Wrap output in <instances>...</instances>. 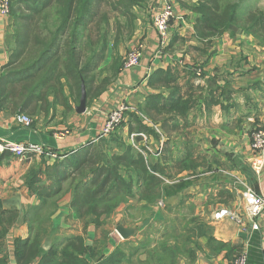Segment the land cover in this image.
Returning <instances> with one entry per match:
<instances>
[{"label": "trees", "instance_id": "trees-1", "mask_svg": "<svg viewBox=\"0 0 264 264\" xmlns=\"http://www.w3.org/2000/svg\"><path fill=\"white\" fill-rule=\"evenodd\" d=\"M243 1L179 2L194 16L192 40L197 45L190 47L206 58L204 65L216 41L232 27L264 45V11H243ZM148 7V0H13L14 49L1 77L2 106L33 118L49 114L57 106L72 112L79 104L83 84L89 106L121 74L120 49L133 39L138 14ZM180 40L186 39L175 34L164 51L170 52ZM109 58L111 63L106 65ZM174 75L170 70L156 71L148 87L161 92L148 96L136 112H127L128 123L115 130L125 126L129 136L143 134L159 140L154 126L147 122L160 124L166 134L169 122L174 121L169 115L185 118L198 101L200 87L188 85L183 91ZM122 140L114 134L100 138L68 160H56L49 166V161L42 159L29 170L25 185L39 203L22 216L17 209H5L0 201V264H10L7 237L21 221L29 234L26 239L12 241L15 264H193L204 248L213 256L229 249L195 218L186 223L176 219L185 223L181 231L175 227L155 241L151 237L133 245L126 241L106 254L110 232L104 229L121 204L137 198L149 206L157 205L175 189L166 183L172 178L167 174L166 157L152 163L147 149H141L144 155ZM141 140L135 137V141ZM11 157L8 152L1 153L0 165ZM187 163L179 161L177 170L184 171ZM65 194L71 195L70 208L82 224V233L62 237L53 217ZM91 226L102 232L92 245L86 239Z\"/></svg>", "mask_w": 264, "mask_h": 264}, {"label": "crops", "instance_id": "crops-1", "mask_svg": "<svg viewBox=\"0 0 264 264\" xmlns=\"http://www.w3.org/2000/svg\"><path fill=\"white\" fill-rule=\"evenodd\" d=\"M163 1L148 0L151 12L139 21L129 42V48L138 43L144 44L140 65L122 71L106 92L87 106L86 113L77 114L76 106H73L72 112H65L64 107L57 106L47 115L34 118L27 115L34 122L31 127H26L18 120L25 114L3 107L0 98V143L33 142L59 152L63 156L60 160H68L100 139L107 116L121 104L130 106L131 110H139L148 96L160 93L161 90L149 88L148 81L156 71L170 70L183 91L188 90V85L200 87L198 101L185 118L169 115L174 121L169 122L166 134L160 124L155 126L147 122L160 136L159 140H155L158 143L155 153L147 150L153 163L167 158V174L172 178L166 183L183 184L184 188L158 203L162 208L138 202L137 198L121 204L113 215L111 228L108 226L110 233L106 254L126 242L116 232L119 225L134 229L132 223L135 221L138 226L135 237L141 240L139 234L147 227L165 225V217L185 219V223L199 218L209 227L210 235L229 245V249L213 256L204 248L193 264H232L241 250L248 252V264H264V219L249 217L251 199L246 196V187L264 195V157L262 168L257 172L253 168L255 155L251 150L252 133L264 124V45L256 37L232 27L216 41L208 64L200 65L203 76L199 78L196 66L182 64L179 55L166 51L157 54L159 39L152 23V12L158 10ZM180 1L173 0L175 17L171 35L173 37L180 26L182 30L189 29L192 36L193 25L186 27L184 24L183 15L187 11L181 8ZM182 34L179 33L180 36ZM196 45L192 42L190 46ZM13 49L14 20L12 17L0 19V86L3 69L9 64ZM110 63L109 58L106 65ZM163 92L169 96L168 91ZM213 100L219 104H213ZM174 126L177 128L173 129ZM61 133L67 134L65 138L58 139L57 135ZM209 156L213 158L209 159ZM183 160L188 163L185 170L179 172L177 163ZM216 160L218 164L213 163ZM55 162H47V165L52 166ZM41 163L38 158L33 163L31 158L19 160L13 156L3 161L0 165V201L5 209H17L24 216L30 206L39 203L25 185V175ZM208 167H211L210 170L205 172L204 168ZM70 202L71 195L65 194L53 217L54 227L59 228L62 237L82 233V224L74 218ZM134 211L139 214L136 218H133ZM221 211H228L234 216L215 219ZM20 224L7 237L10 264H15L13 239H26L29 234L27 225L22 221ZM253 224H258L260 228L253 230ZM96 232L95 227L88 228V244L92 245L99 238ZM162 232V229H157L153 235L158 238ZM201 243L205 245V241L201 240ZM45 247L48 249L50 244Z\"/></svg>", "mask_w": 264, "mask_h": 264}, {"label": "built area", "instance_id": "built-area-1", "mask_svg": "<svg viewBox=\"0 0 264 264\" xmlns=\"http://www.w3.org/2000/svg\"><path fill=\"white\" fill-rule=\"evenodd\" d=\"M13 0H0V19H8L11 16ZM155 10V9H154ZM152 23L158 34V51L160 55L166 47H168L171 40V23L175 17V8L173 0H164L163 4L158 10L152 12ZM144 53V44H138L133 50H131L123 62V71L131 70L138 67L141 63ZM199 75V74H198ZM131 111L130 107L121 104L116 110L111 112L107 116L106 123L99 138H108L111 136L115 129L124 122L126 113ZM26 127H31L33 120L27 115H21L18 117ZM67 133H61L57 135L58 139L65 138ZM139 136L144 137L143 134ZM134 137V135H133ZM138 149V148H137ZM145 155L143 151L138 149ZM251 150L255 155V161L253 162V168L259 172L263 165L264 157V124L259 129H256L251 136ZM8 152L14 155L19 160H25L31 156H43L50 160H60L62 155L59 152H55L45 148L43 145L34 144L31 142L14 143V142H2L0 143V153ZM246 196L251 199L248 206V215L252 219L262 217L264 219V195L256 194L252 189L246 187ZM227 216H234L228 211H221L215 215V219L219 220ZM260 227L258 224H253L252 229L258 230ZM232 264H248V252L241 250L235 256Z\"/></svg>", "mask_w": 264, "mask_h": 264}, {"label": "rangeland", "instance_id": "rangeland-1", "mask_svg": "<svg viewBox=\"0 0 264 264\" xmlns=\"http://www.w3.org/2000/svg\"><path fill=\"white\" fill-rule=\"evenodd\" d=\"M232 1H239V0H232ZM149 8V7H148ZM242 8H243V11H249L250 9H255V8H259V9H261V10H263L264 11V0H244L243 1V3H242ZM152 10V9H151ZM146 12V13H145ZM147 12L148 13H150L151 11L149 10H147V11H142V12H140L138 15H139V21H142L143 19V17L145 16L146 18L148 17V14H147ZM187 16H188V19H187ZM11 17V16H10ZM186 17V18H185ZM193 20H194V16H193V14H191L190 12H187L185 15H183V21L185 22L184 24L185 25H187L186 27H188L189 25H191L192 23H193ZM139 21H138V23H139ZM137 23V24H138ZM172 23H171V34L173 33L172 32ZM192 26V25H191ZM193 27V26H192ZM177 28H179L178 30H176L177 31V33H175V34H178L179 35V33H183L182 35L183 36H181L183 39H186L185 40V42H182L181 40L179 41V43L177 44V45H175L174 47H173V49L169 52V53H171V54H177V55H179V60L181 61V63L182 64H185V65H190V64H192L191 66H196V69H197V75L199 74V78H202V69L201 68H199V67H197V65L198 66H200V65H203L204 64V61H205V59L206 58H201L200 57V55L199 54H197V52L196 51H194V50H191V47H190V45H191V43L192 42H194L193 40H192V36L189 34V29H187L186 28V30L185 29H183L182 30V27H180V26H178ZM174 34V35H175ZM180 36V35H179ZM174 37V36H173ZM173 37H172V35H171V40H170V43H171V41H172V39H173ZM169 43V44H170ZM138 44H143V43H138ZM137 44V45H138ZM129 42H127L124 46H122V48L120 49V53H121V56H122V59H123V62H124V59L126 58V56H127V54L131 51V50H133L134 48H135V46H131L130 48H129ZM169 46V45H168ZM166 49V48H165ZM213 51V50H212ZM165 52V51H164ZM144 54V53H143ZM143 58V57H142ZM201 70V71H200ZM122 71H123V69H122ZM130 107V106H129ZM130 109H131V107H130ZM132 112H136L137 110H135V109H133L132 108V110H131ZM31 118V117H30ZM32 120H33V118H31ZM128 118L127 117H125L124 118V122L123 123H125V124H127L128 123ZM151 126H152V124H150ZM119 127H120V125H119ZM119 127H117V129L119 128ZM125 127V126H124ZM121 127L119 130L120 131H118V130H115L114 131V135H118L119 137H121L123 140V142H126L127 144H129V145H132L135 149H149V150H152L154 153H155V150H156V145L158 144L157 143V141H155L153 138H151V137H148V136H146V135H144V137H142V136H139V135H134V137H133V135H131V136H129L128 135V131H127V127ZM112 134V135H113ZM136 136H139V137H141V141H135V137ZM31 143H33V142H31ZM34 144H36V143H34ZM45 148H47V149H49V150H51L50 148H48V147H46V146H44ZM52 151H54V150H52ZM148 151V150H147ZM55 152H57V151H55ZM1 154V153H0ZM11 154V153H10ZM146 154V153H145ZM12 155V154H11ZM13 157H14V155H12ZM32 160H33V163L36 161V159L38 158V159H44V160H47V161H49V162H54L53 160H50V159H47L46 157H43V156H31L30 157ZM213 158V156L212 157H210L209 156V159H212ZM26 160V159H25ZM59 160V159H58ZM148 160L150 161V162H152V156H150L149 158H148ZM56 161V160H55ZM153 163V162H152ZM213 163H219L218 162V160H216L215 162H213ZM219 166V165H218ZM210 168L211 167H208V169H206V168H204V170H205V172L207 171V170H210ZM195 172H193V174H194ZM26 176V175H25ZM168 186H170V187H175V189L174 190H171L170 192H171V194L169 195V196H171V195H174V194H176V193H178V192H181L182 190H183V188H184V185L183 184H176V185H170V184H168ZM169 196H166L165 198H167V197H169ZM165 198H164V201H165ZM161 202V201H160ZM159 202V203H160ZM158 205V204H157ZM158 207L159 208H162V207H160L159 205H158ZM133 214V218H136V216H139V214H138V212H133L132 213ZM147 217V215H145L144 216V218H146ZM164 217V216H163ZM165 219H166V222H165V225H157V226H153L152 228L151 227H147V229H145L141 234H139L138 232H137V234H139V236H142V239L141 240H145V239H148V238H150L151 237V239H154V241L156 240V235H153V234H155L156 232H157V229H162L163 230V232H165V231H168V230H172V229H174L175 227H177L178 228V230L179 231H181L182 230V228H183V225H185V223H183V224H181L179 221H177V220H173L171 217H165ZM71 220V219H70ZM70 222H72V221H70ZM21 222H19V224L18 225H21L20 224ZM112 223H113V217L111 218V220H110V225H109V227L111 228V225H112ZM133 225V228L134 229H137V225H136V223H135V221H133V223H132ZM17 225V226H18ZM17 226H15L14 228H16ZM109 227L107 226V227H105V229L104 230H106V231H110V229H109ZM113 228V227H112ZM98 232V233H97ZM97 234H99V237L101 236V230H97ZM118 234V233H117ZM94 236H96V235H94ZM120 237V236H119ZM97 238H98V236H97ZM86 239H87V242H89V236L87 235L86 236ZM91 240V239H90ZM141 240H137V238L136 237H134V238H132L131 239V244L130 245H133L134 244V242L135 241H141ZM133 242V243H132Z\"/></svg>", "mask_w": 264, "mask_h": 264}, {"label": "water", "instance_id": "water-1", "mask_svg": "<svg viewBox=\"0 0 264 264\" xmlns=\"http://www.w3.org/2000/svg\"><path fill=\"white\" fill-rule=\"evenodd\" d=\"M87 102H88L87 93H86L85 85L83 84L82 85V90H81L80 101H79V104L75 108V111H76L77 114L81 115V114L86 113V111H87ZM116 232L125 241L134 238L135 235H136V230L135 229L125 228L122 225L117 226Z\"/></svg>", "mask_w": 264, "mask_h": 264}]
</instances>
